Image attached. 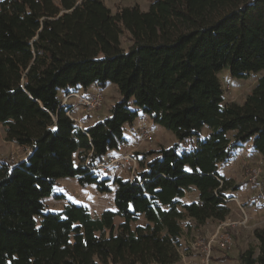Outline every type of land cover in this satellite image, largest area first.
I'll return each mask as SVG.
<instances>
[{
    "label": "trees",
    "instance_id": "obj_1",
    "mask_svg": "<svg viewBox=\"0 0 264 264\" xmlns=\"http://www.w3.org/2000/svg\"><path fill=\"white\" fill-rule=\"evenodd\" d=\"M148 2L111 11L104 0H0V124L29 149L0 162V264H174L182 221L200 227L229 214L232 186L219 166L244 143L264 161V75L241 104L224 103L217 76L264 69V0ZM107 83L118 100L80 129L60 96ZM138 109L176 141L148 151L130 179L93 168L125 143ZM65 177L112 193L114 209L48 210L45 197L63 198L54 187ZM191 190L196 199L183 202ZM139 216L145 224L131 228ZM253 236L257 253L246 248L240 264H264V226Z\"/></svg>",
    "mask_w": 264,
    "mask_h": 264
},
{
    "label": "rangeland",
    "instance_id": "obj_2",
    "mask_svg": "<svg viewBox=\"0 0 264 264\" xmlns=\"http://www.w3.org/2000/svg\"><path fill=\"white\" fill-rule=\"evenodd\" d=\"M108 4L111 11H114L117 6L124 7L137 4L139 8L146 11L150 5L148 0H104ZM130 40L127 34L120 36V45L122 48L129 47ZM264 75V69L250 74L246 77L236 78L231 75L228 67L220 69L217 73L220 84L223 87L224 103L234 101L241 104L244 97L255 86V82L259 76ZM96 86H91L89 90H94ZM97 88V87H96ZM102 105L97 111L88 115L81 114L84 121L83 127L92 124L93 122L104 118L109 114V110L116 100L119 98V92L116 86L112 83H107L103 88ZM144 130L150 137L142 139L140 132ZM125 143L118 150H114L111 154H135L137 165H133L131 159H123L120 163V168H115L105 174H109L111 178L115 175H120L123 178L130 179L135 174L136 170H140L142 160H149L153 155L147 154L150 150H157L160 147H169L176 141L175 134L162 127L159 124L153 123L149 116L138 109V117L133 121L132 125L124 126ZM183 146L187 143L183 142ZM28 148H21L15 143L6 140L3 127L0 124V162L5 161L13 164L16 160L21 159L28 152ZM262 169L261 182H264V161L255 152L249 143H244L239 147L234 156L225 164L219 166V171L230 181L232 186L227 193L235 192L240 198L244 212L247 213L248 222L246 227L236 226L232 233V247L229 250L223 251L214 247L210 254L208 264H240L239 253L246 250L248 247L254 248V254L257 241L253 236V231L256 228L264 226V200L257 193V190L245 179L246 169L252 166H258ZM135 168V170H134ZM134 170V172H133ZM54 190L57 193H62L63 198L57 200L52 196L45 197L44 205L50 211L61 210L67 202L81 203L85 205L88 211L94 215H99L104 209H114L113 194L107 192H98L93 184L79 186L76 178L65 177L56 181ZM197 192L194 190L187 191L186 195L181 199L183 202L196 199ZM228 215L232 219H240L239 210L234 202L227 205ZM123 220L122 217L115 216V227ZM146 220L142 216L133 220L130 227L135 225H144ZM219 220H207L203 226L196 227L191 219L181 222L183 233L179 239L177 247L179 260L174 264H203L202 262V245L208 236L216 231V226ZM115 231V230H114ZM137 264V263H136Z\"/></svg>",
    "mask_w": 264,
    "mask_h": 264
},
{
    "label": "built area",
    "instance_id": "obj_3",
    "mask_svg": "<svg viewBox=\"0 0 264 264\" xmlns=\"http://www.w3.org/2000/svg\"><path fill=\"white\" fill-rule=\"evenodd\" d=\"M80 91V90H70V92L63 93L60 96L59 104L65 108V114L68 118L72 119L76 125L82 129L84 121L81 118V114L88 115L94 111H97L99 107L102 105L103 100V91L99 87L94 90ZM142 139H149V135L142 130L140 132ZM131 159L133 161V165H137V159L133 156V154H111L104 161L97 162L93 165V168L97 169L100 172L107 173L108 171L120 168L121 161ZM89 160L86 158V163ZM135 170V168H134ZM133 170V172H134ZM261 172L258 166H252L246 169L245 179L248 184L254 186L257 190V193L264 200V182H261ZM132 178V177H131ZM226 206L230 202H234L239 210L240 219H232L231 217H226L223 220H219V223L216 226V231L207 237V239L203 242L202 245V262L203 264H208L210 260V254L212 249L216 247L217 249L226 251L232 247V233L236 226L246 227L248 218L247 213L244 212L242 207L240 198H238L235 194L230 192L226 197L223 198Z\"/></svg>",
    "mask_w": 264,
    "mask_h": 264
},
{
    "label": "crops",
    "instance_id": "obj_4",
    "mask_svg": "<svg viewBox=\"0 0 264 264\" xmlns=\"http://www.w3.org/2000/svg\"><path fill=\"white\" fill-rule=\"evenodd\" d=\"M107 5H108V4H107ZM108 7H109V6H108ZM232 193H233V194H235V192H234V191H233ZM235 195H236V194H235Z\"/></svg>",
    "mask_w": 264,
    "mask_h": 264
}]
</instances>
